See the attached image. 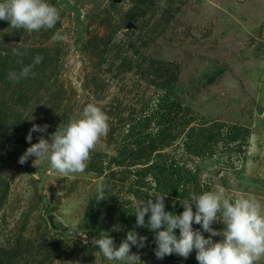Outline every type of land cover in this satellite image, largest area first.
Listing matches in <instances>:
<instances>
[{
	"label": "rangeland",
	"instance_id": "obj_1",
	"mask_svg": "<svg viewBox=\"0 0 264 264\" xmlns=\"http://www.w3.org/2000/svg\"><path fill=\"white\" fill-rule=\"evenodd\" d=\"M50 2L51 29L0 20V264H120L91 239L108 232L119 245L132 229L147 237L131 248L142 264H198L195 250L158 259L133 205L167 194L166 211L179 214L180 200L219 187L264 204V0ZM24 44L23 63L43 59L9 81ZM88 103L109 129L82 172L19 163L33 124L48 125L37 143Z\"/></svg>",
	"mask_w": 264,
	"mask_h": 264
},
{
	"label": "clouds",
	"instance_id": "obj_2",
	"mask_svg": "<svg viewBox=\"0 0 264 264\" xmlns=\"http://www.w3.org/2000/svg\"><path fill=\"white\" fill-rule=\"evenodd\" d=\"M59 19V10L50 0H0V20L9 21L13 29L39 32L53 28ZM28 47L24 44L13 49L14 54L21 57L18 63L22 67L18 72H8L9 81L18 82L35 75L33 69L43 57L36 55L32 62L23 63ZM47 128L48 125H32L26 136L31 146L19 157V163L24 164L34 156V164L47 162L51 169L68 175L85 169V162L99 139L107 134L109 124L106 113L97 104L88 103L77 117L61 123L47 139L41 135L37 143H31L32 133H45ZM166 196L157 193L133 205L136 226L147 227L154 235V253L158 259L171 254L187 258L193 250L198 264H257L264 257V204L258 200L247 196L230 198L225 189L219 187L180 200L184 210L176 214L166 211ZM96 199H104L102 184L97 186ZM216 222H222L224 227L214 228ZM193 224L200 228H194ZM204 233L209 235L206 237ZM217 236L218 241L213 239ZM146 240L147 237L132 229L119 245L108 232L93 237L91 244L98 246L108 261L142 264L138 252L133 253L131 248H143Z\"/></svg>",
	"mask_w": 264,
	"mask_h": 264
}]
</instances>
